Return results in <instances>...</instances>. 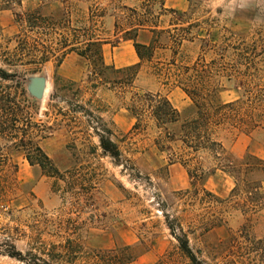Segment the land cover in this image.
Wrapping results in <instances>:
<instances>
[{
  "label": "rangeland",
  "instance_id": "1",
  "mask_svg": "<svg viewBox=\"0 0 264 264\" xmlns=\"http://www.w3.org/2000/svg\"><path fill=\"white\" fill-rule=\"evenodd\" d=\"M190 6L189 0H0V67L24 79L26 88L32 77L42 76L48 80L45 97L32 102L27 110L32 116L28 123L33 140L27 148L39 145L60 172L56 177H49L40 165H31L24 148L11 144L10 148L5 147L7 165L0 169V264H26L7 255L8 251H13L11 244L27 254L37 245H60L69 237L89 252L132 246L138 257L131 264H160L162 258L164 264H191L180 253L162 214L163 208L171 214L183 209L179 192L192 188L187 169L179 163H171L168 153L153 145V134L149 137L144 136V132L127 135L135 117L120 108L124 99L119 94L101 89L93 105L87 102L91 96L84 92L75 94V87L72 91L57 92V99L50 100L55 94L56 74L82 86L92 69L91 61L71 53L73 58L66 57L61 66L55 59L41 68L33 64L12 67L4 63L7 53L18 46L17 36L26 28L21 17L28 11L39 10L42 15L56 20L60 25L58 33L66 31L65 21L71 20L75 28L87 29L82 40L88 35H100L113 47L133 25L147 21L170 27L178 17L171 10L183 13L189 11ZM198 6L197 12L190 16L191 22L210 19L221 35L229 30L257 44L260 71L255 82L264 85V0H199ZM190 17L186 20L190 21ZM46 33L50 34L48 38L55 36L53 31ZM149 38V34L141 33L138 40L144 42ZM200 47L201 42L185 43L187 61H195ZM150 66L142 69L136 81L138 91L169 92L174 107L180 100L179 93L187 100L180 109L183 118L190 116L191 100L175 87H164L162 80L151 74ZM113 75V72L107 73L108 77ZM221 84L222 101L240 98L237 83L222 79ZM0 85L15 83L0 80ZM100 99H103L102 104L112 105L110 111L107 109L101 115L114 130L113 140L124 154L127 171L116 166L100 147L91 128L98 124L90 122L91 118L83 114L75 115L77 119L72 118V114L62 115L81 106L99 115ZM222 135L227 150L237 161L249 153L264 159V129L240 133L236 138L227 132ZM0 143L5 146V141L0 140ZM208 165L214 162L210 160ZM254 179L263 178L257 174ZM235 181L229 172L218 170L207 175L200 186L225 199L231 195ZM225 217L228 222L223 226L207 233L199 228L191 236L192 247L207 264H241L234 254L238 244L246 243L248 236L264 240V210L249 218L232 209ZM185 227L188 228L186 224ZM90 263V259L77 262Z\"/></svg>",
  "mask_w": 264,
  "mask_h": 264
},
{
  "label": "trees",
  "instance_id": "2",
  "mask_svg": "<svg viewBox=\"0 0 264 264\" xmlns=\"http://www.w3.org/2000/svg\"><path fill=\"white\" fill-rule=\"evenodd\" d=\"M189 1V11L179 13L171 10L178 17L177 22L173 21L170 27L144 21L125 31L123 40L133 41L141 59L140 64L124 69L107 65L103 47L108 44V39L100 35H88L82 40L87 29L75 28L71 20L65 21L66 31L58 33V22L42 15L39 10L28 11L21 17L26 28L17 36L18 46L13 52L7 53L4 63L12 67L33 64L41 68L55 59L61 66L71 53L91 61L92 69L87 80L82 81V86L55 75V94L51 95V102L57 99V92L72 91L75 87V94L88 93L91 98L87 102L93 105L101 89L122 96L124 103L120 108L135 117V123L127 135L144 132V136L149 137L153 134V145L168 153L171 163H179L187 169L192 188L179 192L183 209L171 214L163 208L162 214L180 253L191 264H207L191 245V236L197 229L201 228L203 233H207L223 226L228 222L226 214H230L232 209L239 210L249 218L264 210V159L249 153L237 161L227 150L225 136L222 135L227 132L236 138L240 133L264 129V85L255 82L260 71L257 44L249 43L229 30L221 35L215 31L210 19L191 22L190 16L197 12L199 0ZM163 10L168 11L164 7ZM188 17L190 21L186 20ZM46 31H53L55 36L46 37L50 35ZM141 33L145 36L149 34V40L140 42ZM165 39L168 41L165 42ZM197 42H201V47L195 61H187L185 43ZM146 65H151V74L162 80L164 87H178L187 94L192 102L190 116L183 118L182 112L169 99L168 92L138 91L136 81ZM108 72H113V77H108ZM20 79L17 74L0 67V80L15 83L4 87L0 85V140L5 141V146L0 143V169L7 165L3 152L11 144L18 149L24 148L31 165H40L47 176L56 177L60 172L44 150L39 145L33 149L27 148L28 144L33 143L28 123L32 116L27 110L37 99L29 94L23 84L24 79ZM222 79L238 84L235 85L241 92L240 98L229 102L220 99ZM99 101V115L84 106L79 109L75 107L62 115L72 114V118L77 119L75 115L83 114L91 118L90 122L98 124L91 128L104 153L114 160L116 166L126 168L124 154L113 140L114 130L101 115L107 109L110 111L112 105L102 104L103 99ZM20 122L27 123L20 126ZM210 160L214 165H208ZM130 168L135 170L134 165ZM218 170L229 172L236 180L231 195L225 199L200 186L207 175ZM257 174L263 179H254ZM198 205L203 207L199 208ZM246 241L239 243L234 253L240 263L264 264V240L248 236ZM46 246L37 245L24 254L11 244L13 251H8L7 255L26 264H77L87 259L91 260L90 264H131L138 257L132 246L93 249L89 252L72 237L60 245L52 243ZM162 259L160 264H164L161 263Z\"/></svg>",
  "mask_w": 264,
  "mask_h": 264
},
{
  "label": "crops",
  "instance_id": "3",
  "mask_svg": "<svg viewBox=\"0 0 264 264\" xmlns=\"http://www.w3.org/2000/svg\"><path fill=\"white\" fill-rule=\"evenodd\" d=\"M107 46L110 47L107 49ZM103 51H104V59L106 64L110 66H114L116 69H124L141 63V59L139 58L135 50L134 43L132 40H122L118 45L113 47L110 44H105L103 47ZM72 56H73L72 54H69L67 57L73 58ZM74 59L76 60V57ZM175 88L177 90L182 91L185 94L186 98L190 100V98L181 88L178 87ZM177 96L180 97V100L179 99L177 100L176 103L177 107L175 108L180 110L183 107V105L187 103V100H183L182 95H180L179 93H177ZM168 97L171 100L169 92H168Z\"/></svg>",
  "mask_w": 264,
  "mask_h": 264
},
{
  "label": "water",
  "instance_id": "4",
  "mask_svg": "<svg viewBox=\"0 0 264 264\" xmlns=\"http://www.w3.org/2000/svg\"><path fill=\"white\" fill-rule=\"evenodd\" d=\"M30 82L31 84L27 88L29 94L37 100H42L45 97L47 91V78L42 76H35L31 78Z\"/></svg>",
  "mask_w": 264,
  "mask_h": 264
}]
</instances>
